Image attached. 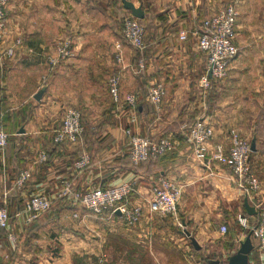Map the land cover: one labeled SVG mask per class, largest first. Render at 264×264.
<instances>
[{
	"label": "crops",
	"instance_id": "0c3cea01",
	"mask_svg": "<svg viewBox=\"0 0 264 264\" xmlns=\"http://www.w3.org/2000/svg\"><path fill=\"white\" fill-rule=\"evenodd\" d=\"M62 1L18 0L25 8H8L5 44L17 36L21 42L16 54L0 66V104L6 110L24 107L30 116L22 124L24 131L14 135L16 144L4 156L0 154V199L9 202V231L15 236L13 241L0 238V264H88L99 255L109 263L143 264L142 256L164 254L158 244L173 241L170 223L153 215L145 202L160 178L181 187L178 217L200 244L203 256L226 260L249 231L236 222V214L244 212L254 219L258 203L264 201V0L240 1L234 38L238 53L223 83H214L208 95L198 86L205 57L197 48L194 30L203 16L227 0H131L142 5L148 20L142 55L117 34V22L128 12L122 0L113 1V15L110 8L108 12L92 9L88 0H65L66 9L60 6ZM181 31L186 38L179 37ZM66 40L72 55L61 59L56 72L47 77L51 70L48 56ZM117 42L122 45L121 62L116 58ZM140 57L144 68L138 72ZM109 73L119 75L122 94H137L138 109L111 101L105 84ZM154 82L165 87L158 112L146 100L147 89ZM42 87L37 100L34 94ZM68 103L82 110L87 126L96 131L76 144H55L53 130L60 125ZM196 118L213 126L211 144L227 148L230 129L250 144L254 142L250 160L260 182L257 191L244 192L221 162L202 161L193 155L187 128ZM126 128L152 137L168 134L174 141L172 151L134 167L127 157ZM41 150L48 154L45 162L38 160ZM86 150L91 154L90 165L77 171L73 162ZM25 170L29 177L17 185ZM124 181L133 184L130 203L144 208L141 219L132 226L108 211L92 214L81 208L67 209L56 221L23 210L25 201L36 193L52 195L53 206L69 201L57 196L65 183L84 191ZM245 197L255 216L245 210ZM73 211L77 216L70 214ZM36 218L46 225L41 238L28 244L27 229ZM221 224L228 226L227 234L219 231ZM49 227H57L59 233L51 235ZM178 236L187 241L181 242L184 258L180 264H203L188 237ZM251 242L249 264H264V249L255 238Z\"/></svg>",
	"mask_w": 264,
	"mask_h": 264
},
{
	"label": "built area",
	"instance_id": "2783aa9c",
	"mask_svg": "<svg viewBox=\"0 0 264 264\" xmlns=\"http://www.w3.org/2000/svg\"><path fill=\"white\" fill-rule=\"evenodd\" d=\"M131 1V0H130ZM241 0H228L221 8L206 15L201 23L195 28L196 43L198 50L205 57V69L199 78L198 86L203 94L208 95L215 81L223 80L230 68L233 58L238 53L235 44V23L238 15V6ZM10 0H0V65L5 59L12 58L20 45L21 38L14 37L8 44L6 38L7 5ZM122 36L134 50L141 55L145 49V28L139 19L129 11L122 16ZM181 39L186 38L184 31L179 32ZM118 61L123 60L122 45L116 43ZM69 41H64L56 47V52L48 56V65L59 63L61 59L71 56ZM144 68L143 58L137 63V71ZM108 89L113 101L117 104H125L132 110L137 108V96L133 92L121 94L120 78L116 73L110 74L108 78ZM165 87L161 82L149 85L146 100L156 112L161 108ZM84 125L81 120V111L74 106H68L62 116L60 125L53 130V142L55 144H76ZM125 134L129 145V156L132 164L146 161L151 157L171 150L174 141L169 135H161L153 138L150 135H140L132 129L126 128ZM214 129L211 124L203 118H196L187 128V141L193 155L202 161L217 160L229 167L235 183L246 193L255 192L259 189L260 182L257 175L251 170V146L250 142L242 137L235 129H230L227 134L229 139L227 148L221 144H211ZM8 144V134L3 127L0 114V154L4 156ZM47 152L41 150L38 155L40 162L47 160ZM91 157L84 151L73 163L77 171H82L90 165ZM29 177L28 171H23L17 178V185H22ZM133 190L131 181H124L102 188L93 187L85 191L73 190L70 184L65 183L57 196L66 197L81 203L83 207L92 214H100L108 211L110 214L117 213L126 225L132 226L141 219L143 206L140 203H130L129 196ZM181 187L172 180L160 178L152 185L149 197L146 198L147 208L154 213L155 210L162 214L170 215L180 226L185 229L178 217V202L180 200ZM53 196L43 193L32 194L24 203L23 210L31 216H38L53 206ZM257 219H250L244 212L236 214L237 222L251 232V237L258 242V247L264 249V201L258 203ZM73 216H77L74 214ZM0 228L8 230L7 238L15 239L14 234L9 231V216L5 206H0ZM219 231L224 234L227 226L221 224ZM108 259L99 255L88 264H107Z\"/></svg>",
	"mask_w": 264,
	"mask_h": 264
},
{
	"label": "trees",
	"instance_id": "16d2710c",
	"mask_svg": "<svg viewBox=\"0 0 264 264\" xmlns=\"http://www.w3.org/2000/svg\"><path fill=\"white\" fill-rule=\"evenodd\" d=\"M114 0H88L87 2H88V4L90 3V7L92 8V9H94V10H96V11H106V12H108V8H110L109 9V13L110 14H114V12H113V5H114V2H113ZM228 2V0L226 1V3ZM205 16H203L201 19H200V21H199V24L201 23V21H202V19L204 18ZM139 21H140V23H142L143 25H144V28H145V32H146V29H147V16H144V18L143 19H139ZM198 24V25H199ZM6 25H7V22H6ZM117 34H118V32H119V34H121V36H122V33H121V28H122V22H119V20H118V22H117ZM66 35V34H65ZM122 40L125 42V40H124V38H123V36H122ZM62 64V62L61 63H58V64H56V65H53V66H51V70L47 73V77H50V76H52V74L53 73H55L56 72V70H57V68L60 66ZM111 72V71H110ZM110 74V73H109ZM108 74V75H109ZM108 77V76H107ZM104 83H105V81H104ZM106 86H107V90H108V92H109V89H108V83H107V78H106ZM39 90H41L42 92L44 91V88L42 87V88H39ZM145 91V90H144ZM135 95L137 96V94L135 93ZM109 98H111V101H113V99H112V97H111V95L109 94ZM137 99H138V96H137ZM114 102V101H113ZM115 103V102H114ZM112 104V103H111ZM139 103H138V100H137V109H138V105ZM151 105V104H150ZM152 106V105H151ZM141 107H143V104H142V106ZM152 109H154L153 108V106H152ZM80 110V109H79ZM81 111V120H82V123H83V125H84V130H83V132L81 133V135H80V137H79V139H78V142L80 141L81 142V140H82V137L86 134H88V135H91V134H93L94 133V131H96L95 129L92 131L91 130V128L89 127V126H87L88 124H87V118H86V116H85V114H84V112L82 111V110H80ZM0 114H1V121H2V123H3V127H4V129H5V131L7 132V134H8V144H7V146H6V149H5V151L13 144H16V142H15V138H14V135H13V133L14 132H16V131H18L19 129H20V127L22 126V124L29 118V116H30V113L28 114L27 113V109L26 108H24V107H22V108H15V109H7L6 110V108H5V106L3 105V104H0ZM100 127L101 126H96L95 128L96 129H100ZM8 128V129H7ZM10 128V129H9ZM8 131H7V130ZM167 135V134H166ZM153 138H155V137H153ZM53 140V139H52ZM127 145H128V143H127ZM127 148H128V151H129V145L127 146ZM87 151V150H86ZM170 151H172V149L171 150H167V151H165L164 153H162V154H159V155H157V156H154V157H151V158H149L148 160H146V161H141V162H139V163H137V164H132V162H131V159H130V156H129V153H128V155H127V157H128V160H129V162L131 163V165L132 166H134V167H136V166H139V165H142V164H146V163H152V162H154V161H156V160H158L159 158H161V157H163V156H165L166 154H168ZM84 152V151H83ZM81 153L82 152H80V154L76 157V159L81 155ZM75 159V160H76ZM75 162V161H74ZM73 162V163H74ZM251 170L254 172V170H253V168H252V164H251ZM102 188H104V187H107V186H101ZM80 191H82L83 192V190H80ZM85 191V190H84ZM59 203H61L60 204V207H55V208H51V211H46V212H44V213H42L43 214V218H44V220H50V219H55L56 221H58L59 219H60V217L64 214V212L67 210V209H71V210H78V208H81V209H83V210H87L85 207H83L82 205H81V203H79V202H77V201H74V200H72V199H69V201H65V202H58L57 204H59ZM9 202L7 203V202H2L1 201V203H0V206H5L6 207V209H7V213H8V216H9V222H10V212H9ZM50 210V209H49ZM87 211H89V210H87ZM90 212V211H89ZM103 212H106V210L105 211H103ZM91 213V212H90ZM117 215V213H114V215ZM253 216H255V214L253 215ZM254 219L256 220L257 219V215L254 217ZM170 221H171V223H172V220H171V218H170ZM169 221V222H170ZM236 222H237V220H236ZM238 223V222H237ZM173 224V223H172ZM171 224V225H172ZM239 224V223H238ZM45 225H46V223H41V221L38 219V218H36V219H33L32 220V222L30 223V225L28 226V229H27V236H26V243H28V244H30L37 236H39V234L41 233V232H43L44 231V228H45ZM240 225V224H239ZM48 226V225H47ZM57 226H59V229L61 228V226H60V224H58ZM227 226V225H226ZM50 228V230H51V235H57L58 233H59V229L57 228H52V227H49ZM172 228L174 229V226H172ZM54 230V231H53ZM250 231H248L247 233H249ZM176 233L177 234H179V235H184V232L181 230V229H179V228H177L176 229ZM228 233V226H227V231L224 233V234H227ZM7 234H8V230L7 229H5V228H0V238H7ZM189 239V238H188ZM190 241V240H189ZM190 247H191V249L194 251L195 250V248L191 245V243H190ZM197 250V249H196ZM195 252V251H194ZM198 253H200L201 255H202V262H203V264H209V260L210 259H213L210 255H207V256H203V254H204V251H201L200 249L198 250ZM182 254V253H181ZM143 264H150V263H148V262H143Z\"/></svg>",
	"mask_w": 264,
	"mask_h": 264
},
{
	"label": "rangeland",
	"instance_id": "374dc122",
	"mask_svg": "<svg viewBox=\"0 0 264 264\" xmlns=\"http://www.w3.org/2000/svg\"><path fill=\"white\" fill-rule=\"evenodd\" d=\"M18 0H10V2H9V4L7 5V18H8V8H12V10H16V9H22V8H25V5L23 4V5H21L20 6V3L19 2H17ZM68 3V2H67ZM67 3L65 2V0H63L61 3H60V6H62L64 9H66L67 7H68V5H67ZM6 22H7V19H6ZM119 22H122V16L119 18ZM18 37V36H17ZM62 37V36H61ZM19 38H21V37H19ZM6 39V38H5ZM16 54V53H15ZM1 66V65H0ZM109 76H110V74H109ZM109 76H108V78H109ZM107 81H108V79H107ZM223 81H224V79L223 80H221V81H215L214 83L215 84H222L223 83ZM214 85V84H213ZM122 94V93H121ZM68 106H75V104H73V103H68L67 104V106H65L64 108H63V112H62V116H63V113H64V111H65V109L68 107ZM78 108V107H77ZM20 128H22V126L20 127ZM8 129V128H7ZM6 129V130H7ZM10 129V128H9ZM8 131V130H7ZM125 132V131H124ZM135 132V131H134ZM135 133H137V132H135ZM139 134V133H138ZM13 135H19V130L18 131H16V132H14L13 133ZM140 135H146V134H140ZM168 135V134H167ZM157 137H159V136H157ZM156 138V137H155ZM86 152H88V151H86ZM89 153V152H88ZM89 155H90V157H91V154L89 153ZM0 201H2L1 199H0ZM3 202H5V201H3ZM8 203V202H7ZM54 205V204H53ZM57 205V204H56ZM55 205V206H56ZM55 206L53 207V208H55ZM51 207V208H52ZM51 210V209H50ZM50 210H48V211H50ZM47 211V212H48ZM70 214H72V215H74V214H78V212H76V211H73V212H70ZM153 215H158V216H163V218H167V220H168V222L170 221V218H171V220H172V223H171V221L169 222L170 224H169V226H170V229H169V233L171 234V235H174V239H173V241H171L170 239H169V241L168 242H166V244H164L163 245V243L162 244H158V246L160 247L159 248V250L161 249V251L164 253V254H160V253H156V254H152V255H146V256H142L141 257V262L143 263V262H148V263H150V264H180V260H182V258H184L183 257V246L184 245H182V241L183 242H185V243H187V241H186V239H180V237L178 236V234L176 233V229L177 228H179V229H181L180 228V226L178 225V223L170 216V215H165V214H162V213H160L159 211H157V210H155V212L153 213ZM159 219V218H158ZM164 220V219H163ZM172 224V225H171ZM172 226H174V229L172 228ZM182 230V229H181ZM183 235V234H182ZM185 235V234H184ZM39 238H41V235H39V236H37V239H39ZM178 238V239H177ZM29 243V242H28ZM171 244H173V247L171 246V247H169ZM181 244V245H180ZM166 245H168V247L170 248V249H168V247H167V249H165L166 248ZM177 248H181L180 250L179 249H177ZM166 252V253H165ZM190 252V251H189ZM182 253V254H181ZM49 254V253H48ZM51 255V254H50ZM54 256H56V254L54 253ZM54 256H52V257H54ZM122 257V256H121ZM95 259V258H94ZM93 258H91V260H94ZM111 260V259H110ZM109 260V261H110ZM112 261V260H111ZM178 262V263H177ZM112 263H114L115 264V261H113ZM112 263H107V264H112ZM118 262H116V264H117ZM32 264V263H31ZM34 264H37V262H35Z\"/></svg>",
	"mask_w": 264,
	"mask_h": 264
},
{
	"label": "water",
	"instance_id": "95a60500",
	"mask_svg": "<svg viewBox=\"0 0 264 264\" xmlns=\"http://www.w3.org/2000/svg\"><path fill=\"white\" fill-rule=\"evenodd\" d=\"M123 7L128 10L133 16L138 19H143L145 12L142 8V5H136L133 1L130 0H122ZM42 94V91L39 90L34 94L35 99H39ZM24 129L20 128L19 132H23ZM251 150H254L255 144L252 142L250 144ZM244 207L248 214H255V209L248 203L247 197L244 198ZM184 234L189 238L191 245L199 250L201 248L200 244L196 240V238L186 229L183 230ZM253 245L251 242V232L247 233L244 240H242L237 248L236 252L231 254L226 260L220 259H210L209 264H249L248 255L252 250Z\"/></svg>",
	"mask_w": 264,
	"mask_h": 264
}]
</instances>
